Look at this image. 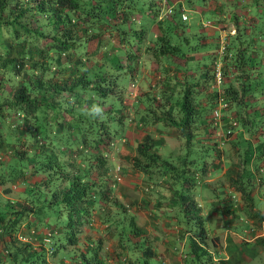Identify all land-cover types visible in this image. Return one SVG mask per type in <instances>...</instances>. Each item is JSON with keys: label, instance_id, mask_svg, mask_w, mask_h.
I'll return each mask as SVG.
<instances>
[{"label": "trees", "instance_id": "16d2710c", "mask_svg": "<svg viewBox=\"0 0 264 264\" xmlns=\"http://www.w3.org/2000/svg\"><path fill=\"white\" fill-rule=\"evenodd\" d=\"M261 4L264 2H246L248 10L253 5L258 6L259 10ZM102 9V0H0V34L3 35L0 38L8 40V44L3 42L4 48L0 53V72L6 81L20 76L19 81H15V84L12 82L8 90L0 88V112L5 116L8 112L3 111L9 108L13 115L10 125L15 131L12 132L11 142L21 137L35 140V147L31 151L16 149L13 162L24 159L27 166L14 169L8 173V177L16 174L25 177L24 171L30 175H41L39 180H34L22 190L23 200L17 204L0 206V237L3 245L1 264H48L45 257L47 253L56 264H104L105 257L97 251L99 238L84 239V251L73 246L78 242L81 227L91 221L95 211L99 221H108V224L117 226L115 235L119 238L118 246L124 247L130 254L123 256L127 259L126 264H153L150 260L155 254L152 240L142 235L138 238L137 235L143 229L134 223L131 214L122 211L124 207L119 201L110 199L114 211L108 218L99 217L96 207L104 204L112 194V187L105 178L108 168L105 151L100 145L106 149L111 146L115 126H119L124 119L121 109L125 105L115 93V88L118 89L120 85L116 82L120 65L123 63L128 66L129 60L135 57V52L142 46L143 52L158 61L159 69L166 73V64L163 63L168 55L181 57L187 53L180 50L176 42H170V33L178 37L182 35L186 41L187 37L173 30L178 27L182 29L181 22L177 23L176 20V24H171V20L163 21L166 17L157 18L158 32L154 35L151 33V41L146 42L143 29L134 30L137 32L135 41L138 45L133 54L121 45H124L130 20L136 15L120 2L113 1L107 7L111 16L101 21L98 12ZM177 10L180 15L181 8L171 6L170 18ZM251 17L247 21L241 18H238V22L235 20L233 35H227L228 39L220 52L217 42L215 50H211L207 66L196 77H188L181 69V77L173 73L171 78L162 82L155 94L147 92L143 99L140 98V101H147L146 105L140 102L143 108L149 105L147 109L151 105L159 107L160 99L163 100L162 104L166 103V117L160 113L156 119L164 120L176 128L183 139L181 150L191 142H195L197 148L201 143L200 148L203 150L212 148L203 141L210 134L209 119L204 114L216 101L217 86L210 87L212 64L216 62V57L222 60L221 67L225 68L221 72L223 78L219 81V90L227 95V105L234 109L244 130L248 131L252 127L257 114L264 113V38L262 43H258L256 37L248 36ZM123 24L127 25L126 28L122 27ZM113 35L119 43L116 48L109 44ZM200 36L202 34L198 36L197 43H206ZM102 38H105L104 44ZM99 46L105 47V51L98 50ZM206 54L210 55L208 51ZM25 62L29 65L24 68ZM114 69L116 73L112 71ZM176 71H180L178 65ZM226 72H238L235 75L238 89L231 76L226 75L224 78ZM236 90H239V98H236ZM255 92L257 97L254 96ZM156 95L159 104L153 105ZM112 99L119 101L120 109L112 105ZM242 108L245 109L243 113ZM144 114L149 113L147 111ZM262 124L263 127L257 130L259 146H251L248 137H244L242 132L236 135V147L240 148L237 154L242 166L234 177L229 178L233 189L240 192L244 202L241 211H249L251 216L260 215L257 209L252 208L256 207L253 196L264 188V175H259L260 150L264 152V136L260 135L264 130V122ZM151 136L145 132L135 142L136 152L144 158L132 161L131 165L144 175L164 177L170 202L175 204V223L182 226V232L186 235L183 264H214L203 244L201 233L206 227L199 213L200 207L194 199L196 189H193V178L197 169L192 161L195 162L196 157L187 158L186 152L159 155L156 150L158 146H155ZM199 137L202 141H196ZM1 141L6 145L4 138H0ZM78 159H81L82 167L75 171L78 170ZM92 168H97L95 176L89 174ZM203 169L204 166L200 172ZM256 177L259 189L254 192ZM40 191L48 193V200L45 195L42 196L47 202H41ZM54 206L63 209L66 215L57 227L47 225L48 209ZM28 217L34 219V225L46 227L49 233L44 236L48 241L38 238L39 244L35 247L29 241L17 237L19 225L27 226L30 223ZM192 225L196 228H192Z\"/></svg>", "mask_w": 264, "mask_h": 264}, {"label": "rangeland", "instance_id": "374dc122", "mask_svg": "<svg viewBox=\"0 0 264 264\" xmlns=\"http://www.w3.org/2000/svg\"><path fill=\"white\" fill-rule=\"evenodd\" d=\"M82 1L87 2L88 0ZM113 1L120 2L121 5L128 7L131 13L136 15L134 19L130 20V23L128 24L130 28L127 30V34H125L123 40L124 45H121L122 47H124L123 49L134 54V49L138 45V43L135 41L137 32H135L134 30L143 29L146 42L151 41L152 31L149 29V27L152 23H154V21L157 20L156 12L158 11H156V9L158 7L154 6L155 3H153L151 0H102L103 9L98 12L101 21L107 20V17L109 18V16H111V11H109L107 7L108 4H111ZM254 2H257V0H254ZM187 5L188 4H186V6ZM257 7L253 5L250 6L248 10L246 2L237 4L235 6L232 5V8L227 7V5L223 6V12L227 13V20L218 24L219 28L223 30L221 31L223 34L221 37H219V39L215 35L213 38H211L210 41H207L204 44L197 43V38L202 32L198 27V15L193 10L187 7L184 9V12L187 16L185 24L190 26L189 32H185L187 41L186 39L182 38V35H179L180 37H178L175 34L173 35L170 33V42H176V44L179 45L180 50L189 53L188 55H191L193 52L199 53L203 51V53L205 54L204 58L202 60L196 61L197 65L201 66L204 60L208 61L209 58H211V55L206 54V51L209 52L211 49L215 50L216 44L218 42L219 45L217 49L219 50L218 52H220L223 43H225V41L228 39L227 35H233V32L235 31V20H237L238 22V18H241L242 21H247L251 15V25L248 36L253 38L256 37L257 42L262 43V38H264V17H262L264 16V4H261L259 6V10H257ZM159 8L163 9V4H160ZM211 16V14L206 13L203 17L209 18ZM126 26V24H123L122 27L126 28ZM261 35L262 37H259ZM3 40L4 38H0V53L4 48L3 42H5V44H8L7 39L4 41ZM102 40V44H104L105 38H102ZM110 41V45H112L114 48L118 47L119 43L116 36H111ZM105 49L106 48H103L102 46H99L98 48V50L100 51H105ZM187 53H184L183 55H180L181 57L177 58L182 60L183 57L187 55ZM119 56L124 57L120 54ZM173 57L175 58L176 56L173 55ZM216 58V62L219 63V70L221 73L222 69L225 68L221 67L222 60H219L218 57ZM129 63L130 64H128V66H125V64L122 63V66L120 65V67L118 68L119 73L116 82L120 84V88L118 87L117 89L114 87L115 93L120 96L121 101L125 105L121 109L124 114V119L122 120L123 122L119 126H115L116 130L112 135V144H110L111 146L106 149V147L100 145V148L105 151L104 153L106 156V163L108 164V168L105 170V178L108 184L112 187V194L110 195L111 198H108L104 204L101 203L100 206L96 207L99 209V217L108 218L109 215L112 214L114 209L110 206V199L112 200L113 198H115L123 205L124 208H122V211L124 210V213L129 214V211L134 213V223H136L137 225L146 226L147 228L149 227L148 229H150L152 226L155 227L153 230H155L157 233L159 232L162 236L157 237V243H159L160 246L162 245V240L164 239V237L168 236V234L175 229V220H173V216L175 213L173 207L175 206L170 202V199H168L169 192L168 189H166V182L164 181V177H159L157 176V174H152L150 176L144 175L140 171L134 169L131 165L132 161L134 162L136 160H143L144 157L136 152L135 142L140 140L145 132H149L152 135L151 137L153 142L155 143V146H158L156 150L159 155H164L166 154V152H170L171 154H184L186 152L187 158L196 157L195 162L192 161V164H194L195 168L197 169L193 179H195L194 185L200 186L198 190L200 191L201 195V197L197 196L198 201H196V203L200 207L199 213L203 217V222L206 227L205 231H203L201 235H203V244L210 252V256L213 259L214 264L226 263L228 260V256H237V254L241 256L242 253H249L248 255H250V245L258 248V250L256 251L255 255H252L250 257L249 261L246 264H264V240L262 241V239L255 237V242H249L250 237L247 234V230L245 231L228 229L222 222L220 224H214V217L215 219H217L218 216L214 214L211 216L209 215L208 211V203L215 193L213 191L215 190V187H218L219 190H223V188L224 190H231V192H233V196L230 194L232 202L236 205L238 201L244 204V202H242L240 198L241 194L239 193V191L233 189V185L229 182V178L234 177L237 169L242 166L239 160V154H237V149L240 150V148L236 147V135L242 132V135L244 137H248L247 139L250 142L251 146H259L260 136H258L257 138V133L259 132L257 130L263 127L262 123L264 122V113L257 114L252 127L248 131H245L244 127L240 125L234 109L230 108L229 105H227V95L221 93L222 90H219V83H217L213 77L210 87L215 85L217 86L218 90L216 101L212 103L211 108L208 109V111L204 114L208 116L209 119L208 122L210 123V130L208 131H210V134H208L206 139L203 138V141H205V143H209L213 149L211 148V150H203L200 148L201 143L197 148L195 146V142H191V144L185 145L181 150L183 139L177 133L176 128L173 125L165 122L164 120L156 119V116L160 113L165 114L166 117V103L163 102L162 104L163 100L160 99L161 103L159 104V102H157L159 101V98L158 95H156V98L153 101V105L157 103L159 104V107L154 108V106L151 105V107L147 109L146 107H148L149 105L144 108L141 105H146L147 103L146 100L140 101V98L143 99L144 93L148 92L150 94H155V92H157L160 88V79L165 76V74H161L163 73V71L159 69L158 61L151 57L150 54L144 53L142 50V46H140L138 51L135 52V57L129 60ZM190 64L191 62H188L186 64V68H188ZM27 65H29V63L25 62L23 64L24 68ZM180 68L184 70V72H186L188 77H190V75L188 74V69H185L184 67ZM112 71L116 73L115 69ZM237 73L238 72H234L231 74L229 72H226L224 74V78H226V75H229V77L231 76V78L233 79V84L236 85L238 78H236L235 75ZM157 75L161 77L158 78ZM19 78L20 76L16 78H9L6 81L5 78H3L2 73L0 72V88H4L3 90H8L13 84H15V81H19ZM222 78L223 76L221 73V79ZM12 82L13 84H11ZM235 88H237V85ZM207 89H209V87ZM235 93L236 98H239V90H236ZM254 96L257 97L256 92L254 93ZM222 103H224L223 106L221 105ZM112 105L118 108L120 104L117 99H112ZM216 108L219 111V116L217 119H215L213 115L214 109ZM243 108L241 113L245 112V109ZM118 109H120V107ZM147 111L149 114L145 115L144 112ZM3 112H8V114L5 113L6 115L4 116L0 112V138H4V141H7L5 149L0 150V206L5 204L12 205L15 203H19L21 200H23L22 190L27 185L34 182V180L37 181L41 178V175H39L38 173L35 175H30L28 171H24L25 177L17 174L12 175L10 178L8 177V173L13 172L14 169L19 170L27 166L24 159L14 160L13 162L12 157L16 153V149H18L19 151H31L35 147V140H33V138L31 137H21L18 140H15V142L12 140L14 143L11 142L10 139L13 135L12 132L15 131V128L13 126L11 127L10 120L14 118L13 115H11L12 113L9 108H5ZM171 113H174V111ZM151 118L153 119L152 122H150ZM112 124L116 125V122H113ZM260 135L264 136V130ZM199 139L200 137L197 138L196 141ZM260 152L261 154L259 156V160L261 161V167H259V175H261V173L262 175H264V163H262V161L264 162V152L262 150H260ZM71 155L73 156V154ZM222 160H224L225 165L229 164L230 168H234V171L232 170V172L230 173L231 175L229 174L230 176H223L222 171L216 170V164H218L219 167V164L222 163ZM225 160H228L227 163ZM9 162L11 163L10 165H8ZM81 163V159H78L76 161L78 170L75 171H79V168L82 167ZM4 164L6 166L4 169H2V166ZM203 166L204 169L202 170V172H200ZM96 172L97 168H92L89 170V174L94 176L96 175ZM257 180L258 178L256 177V184L258 182ZM262 183L264 184V176L262 179ZM194 188L195 187H193V189ZM253 188L254 192L255 189L258 190V184ZM258 191L262 192L264 191V188H261ZM258 191H256L253 197L256 202V208L260 210L264 206V198H259V194L257 193ZM235 192H238L239 196H237ZM39 194L41 202H47L42 198V196L45 195L46 199L48 200V193L45 191H40ZM261 194L263 196L264 192H262ZM141 198L143 199V202L141 201ZM167 204H171V206L166 208V206H168ZM166 209H168L167 211H169L167 215L172 220L171 221L169 219L170 222L168 225H166ZM239 211L241 212V215L244 214L250 218H254L255 216L254 215L252 217L251 215H249V211H247V213H244L245 211ZM94 213L95 215H92L93 218L91 219V221L81 227L82 230L78 234V242H76L73 246H75L76 249L84 251L86 244L84 239L93 238L95 240L99 238V248L97 251L99 254H101L100 256L103 255L105 257L104 259L107 260V258L111 257V255L114 254L116 258H119L118 261L122 262L121 264H126L127 259L123 256H129L130 254L126 252L127 249L118 246L119 238L118 235H115L117 226L108 224V221H99L100 218H98L97 216V211H95ZM47 215V225L55 227L62 223V221L66 217L65 211L55 206L54 208L48 209ZM260 215H257L258 217L254 218L255 220L252 219V225L256 224L255 222L258 220V218H261ZM28 219L30 223L27 226L19 225L17 237L23 241H29L31 245L35 247L39 244L38 238H41L42 240L45 239L44 241H48L47 237L44 236V234L49 233L46 230V227L42 226L41 224L34 225V219L32 217H28ZM243 221L236 220L238 228L241 229L244 226H247L248 229L249 224L243 223ZM104 225L106 226L105 228L103 227ZM192 228L195 229L196 226L192 225ZM258 228L261 227L259 226ZM258 228L255 230L256 233H259L260 229L258 230ZM93 229H95L96 232H94ZM147 235L151 238L154 237V235L151 234ZM183 235H185V232L183 233ZM195 238H197V235H195ZM232 238L234 239V241L232 240ZM151 240L152 239H150V241ZM184 241L185 240L183 237H175L173 244L169 245V251L171 254L169 253L170 257L168 261L170 264H183V257L185 256ZM233 243H236L237 248L239 245H242V247L246 246L247 250L241 251V253H239L238 249H236L235 247V244L234 247H232ZM2 249V237H0V252L2 251ZM218 251L222 253L224 258H220L217 256L216 252ZM45 257L46 261H48V264H56L54 263V258H51L48 253L47 255H45ZM130 257H132V255ZM164 258L166 264V257ZM176 259H179V261L181 260V262L178 263ZM152 263L154 264V260H152ZM106 264L112 263L109 260ZM132 264L137 263L133 262ZM232 264H236V262H233Z\"/></svg>", "mask_w": 264, "mask_h": 264}, {"label": "crops", "instance_id": "0c3cea01", "mask_svg": "<svg viewBox=\"0 0 264 264\" xmlns=\"http://www.w3.org/2000/svg\"><path fill=\"white\" fill-rule=\"evenodd\" d=\"M151 1L153 3H155L154 6H157L158 8L160 7V4H163V6L164 5H166V6H168V5L172 6L173 5L174 7L179 6V7H183V9L188 7L189 9L193 10L198 15V17H197L198 27L202 31V33H201L202 36H200V37L202 38V40L207 42V41H210L211 38H213L215 35L219 39V37H221L223 34L221 32L223 30L220 29L219 25H218L220 22H225L227 20L226 19L227 13L223 12V9H222L223 6L227 5V7L232 8V5L235 6L237 4H242L243 2L244 3L250 2L252 0H151ZM263 1L264 0H257L258 3H261ZM186 4H188V5L186 6ZM158 8L156 9V11L159 12L160 8L159 9ZM206 13H209L212 16L209 18H204L203 16ZM167 20H171L172 21L171 24H176V20H177V23H180V22L182 23V29L179 27L178 28L176 27L177 29H173L176 31L177 34H184L185 35V32H189L190 26L185 24V21L187 20V16L184 20L181 19L178 10L175 11L174 14H172L171 18L169 15L166 17V19H163V21H167ZM208 21L210 22L209 24H207ZM149 29L152 31L151 32L152 35H154L158 32L157 26H156V21H154V23L151 24ZM211 50L209 51L210 55H212ZM201 53L203 54V51ZM188 54L186 56H184L182 60L177 58V57L174 58L172 55H168L166 57V62L163 63V64H166V73L164 71H163V73H161L162 75L165 74V76L162 79H160L159 83L162 84L163 81H165V80L167 81L169 78H171L173 76V73H175L178 77L179 76L181 77V74L183 72H182L180 67L186 68V64L188 62H191V64L188 67V70H189L188 74L190 75V78L196 77L198 75V73H200L199 72L200 70L205 69L204 67L207 66L208 61L204 60V62L201 66H198L196 63V61L202 60L204 58L203 56H201L199 53H194V52L191 55H188ZM151 60H152V58H151ZM177 65L180 68V71L174 72ZM160 77L161 76H158V78H160ZM1 149H3V150L5 149V143H3V141L0 142V150ZM225 161L227 163L228 160H225ZM216 165H217L216 170L222 171L223 176H230L231 175L230 173L232 172V170L234 171V168L233 169L230 168L229 164L225 165L224 160H222V163L219 164V167H218V164H216ZM194 187H195L194 190L196 189L195 190L196 194L194 195V199L196 201H198L197 196L201 197L200 191L198 190V188L200 186L197 185ZM213 191L215 193L211 197V200L208 203L209 204L208 211H209V215L212 216L214 214V215L218 216L217 219H215V217H214V224H217V223L220 224L222 222L225 224L226 228H228V229L245 230V231L247 230V234L250 237L249 242H255L256 241V239H254L255 237L262 239V241L264 240V215H263L264 214V206L260 210L258 208H256L255 206L252 207V208L257 209L260 212V214H262L261 215L262 217L258 218V220L255 222L256 224L252 225L251 224L252 219H254L258 216H254V218H250L244 214L241 215V212L239 210L242 209L243 204L240 203V201L237 202V205L235 203H232L230 194L233 196V192H231V190H229V189L224 190V188H223V190L222 189L219 190L218 187H215V190H213ZM262 192H264V191H262ZM262 192H260V191L257 192L259 194V198H261V197L264 198V195L262 196V194H261ZM235 193L237 194V196H239L240 192L239 193L235 192ZM168 199H170L169 196H168ZM141 201L143 202L142 198H141ZM167 205L168 206H166V208L171 206V204H167ZM174 206H175V204H174ZM173 208L175 210V207H173ZM167 210L168 209H166V225H168L170 220H171V218L167 215L169 212ZM129 214H131L133 216V220H134V215H133L134 213L129 211ZM232 215H235V216L232 217ZM241 216H243V218H245L246 220L243 221V218L242 219L240 218ZM173 220H175V216H173ZM236 220H238V221L242 220L243 223H246V224L248 223L249 228L247 229V226H244L243 228L239 229L237 226L238 224L236 223ZM174 225H176L175 229L173 230L174 232L172 231L168 234V236L164 237V239H163L164 241L162 240L161 246L159 243H157L158 242L157 237L161 236V234L159 232L157 233L155 230H153L155 228L154 226H152V227L150 226L151 228L148 229L149 227L147 228L146 226H143V225H137L141 229H143V231L139 235H137L139 239L141 238L140 237L141 235L144 236L145 238L152 239V243H153L152 247L155 250V254L152 255L150 260L156 261V264H165V261H164L165 258L164 257H166V264H170L168 261L170 254H171L169 251L170 250L169 245L173 244L175 237H179V238L183 237L184 240L186 238V235H183L182 228H181L180 224L175 223ZM259 226L261 228H258ZM103 227L105 228L106 226L104 225ZM103 227H100V228H103ZM256 227L258 228V230L260 229L259 233L255 232V230L257 229ZM93 228H94V226H93ZM93 231L96 232L95 229H93ZM147 234L154 235V237L151 238ZM232 240L234 241L233 238H232ZM263 243H264V241H263ZM234 244H235L236 249H238L239 253H241V251L247 250L246 249L247 247L246 246L242 247V245H239L237 248L236 243H233L232 247H234ZM249 250L248 251L251 252L250 255H248L249 253H245V254L242 253L241 256L239 254H237V256H228V260L224 264H232L233 262H236V264H242V263L246 264L249 261L250 257L252 255L256 254V251L258 250V248L250 245ZM216 253H217L218 257L224 258L221 252L218 251ZM118 259L119 258H116V256L114 254H112L111 257L107 258V260L104 259L103 263L106 264L110 260L112 264H121L122 262L118 261ZM176 261H178V263L181 262V260L179 261V259H176ZM154 264H155V262H154Z\"/></svg>", "mask_w": 264, "mask_h": 264}, {"label": "built area", "instance_id": "2783aa9c", "mask_svg": "<svg viewBox=\"0 0 264 264\" xmlns=\"http://www.w3.org/2000/svg\"><path fill=\"white\" fill-rule=\"evenodd\" d=\"M181 10H180V18L181 19H185L186 18V14L184 12V9L183 7H180ZM170 12H171V6L168 5H164V8L163 9H160L159 12L157 13V17L158 18H163V17H167L170 15ZM210 22L208 21L207 24H209ZM212 67H213V77L215 79V81L217 83H219L220 79H221V73H220V70H219V63L218 62H214L212 64ZM222 106L224 105V103L221 104ZM213 115H214V118L217 119L218 116H219V111L218 109H214V112H213Z\"/></svg>", "mask_w": 264, "mask_h": 264}]
</instances>
